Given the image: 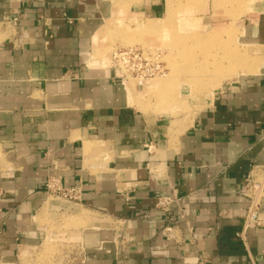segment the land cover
<instances>
[{"label":"crops","instance_id":"crops-1","mask_svg":"<svg viewBox=\"0 0 264 264\" xmlns=\"http://www.w3.org/2000/svg\"><path fill=\"white\" fill-rule=\"evenodd\" d=\"M114 13L0 0V264L48 244L51 264H264V197L244 230L241 195L264 173V60L202 100L180 85L175 112L156 109L154 92L95 60ZM253 28L264 45V11ZM164 196L181 203L161 209Z\"/></svg>","mask_w":264,"mask_h":264},{"label":"rangeland","instance_id":"rangeland-1","mask_svg":"<svg viewBox=\"0 0 264 264\" xmlns=\"http://www.w3.org/2000/svg\"><path fill=\"white\" fill-rule=\"evenodd\" d=\"M104 1L115 13L112 24L106 26L100 35L95 60L111 65V53L119 48L140 46L159 49L167 69L166 76L152 80L143 89L154 92L152 98L156 109L169 106L168 112H175L177 106L174 107L173 103L178 102L180 85L189 88L184 92L187 91L190 98L201 97L202 100L223 81H231L247 71L253 72V68L259 67L264 60V57L259 58L263 56L264 45L254 42L257 31L253 28L264 11L261 7L264 0ZM151 5L157 7L152 15L141 13ZM247 33L253 41L248 44ZM231 59L233 61H229ZM237 65H245V68ZM155 85L158 89L152 90ZM128 86L132 90L138 89L132 82H128ZM63 219H66L64 224L62 222L65 229L79 224L70 216ZM58 252V247L55 250L48 244L43 250L36 251L35 261L26 262L51 264Z\"/></svg>","mask_w":264,"mask_h":264},{"label":"built area","instance_id":"built-area-1","mask_svg":"<svg viewBox=\"0 0 264 264\" xmlns=\"http://www.w3.org/2000/svg\"><path fill=\"white\" fill-rule=\"evenodd\" d=\"M160 52L159 49L140 46L115 49L111 53V67L117 71L122 82H132L136 87H144L152 80L166 76L167 69ZM241 195L249 201L243 229L259 226L260 205L264 197V173L259 179L249 176L241 189ZM61 196L69 200L77 199L75 190L64 191ZM180 203L181 199L176 196H164L158 202L161 209H168L174 204L179 206Z\"/></svg>","mask_w":264,"mask_h":264},{"label":"bare ground","instance_id":"bare-ground-1","mask_svg":"<svg viewBox=\"0 0 264 264\" xmlns=\"http://www.w3.org/2000/svg\"><path fill=\"white\" fill-rule=\"evenodd\" d=\"M243 32H244V31H243ZM241 49H242V48H241ZM244 52H245V51H244ZM228 57H229V56H228ZM233 57H234V56H233ZM240 57H241V56H240ZM220 58H221V57H220ZM231 58H232V55H231ZM245 59H246V58H245ZM242 60H244V59H242ZM251 60H252V59H251ZM256 60H257V59H256ZM259 60H260V59H259ZM229 61H233V60L231 59V60H229ZM235 62H236V61H235ZM260 62H261V61H260ZM233 63H234V62H233ZM233 63H231V65H232ZM238 64H239V62H238ZM240 64H241V63H240ZM242 64H245V63H242ZM214 65H215V63H214ZM216 65H217V64H216ZM227 65H228V64H227ZM245 65H246V64H245ZM245 65H239V66L237 65V66L243 69V68H245ZM258 65H259V64H258ZM232 66H233V65H232ZM241 66H243V67H241ZM254 66L256 67V65H254ZM221 67H222V66H221ZM225 68H226V67H225ZM230 68H231V67H230ZM234 68H236V67H234ZM234 68H233V69H234ZM258 68H259L258 66H257L256 68H253V70H254L253 72L257 71ZM228 69H229V67H228ZM238 69H239V68H238ZM238 69H237V70H238ZM251 70H252V69H251ZM239 71H240V70H239ZM245 71H246V70H245ZM240 72H241V71H240ZM242 72H243V71H242ZM247 72H248V71H247ZM247 72H246V73H247ZM251 72H252V71H251ZM244 73H245V72H244ZM239 74H240V73H239ZM241 74H242V73H241ZM156 79H157V78H156Z\"/></svg>","mask_w":264,"mask_h":264}]
</instances>
